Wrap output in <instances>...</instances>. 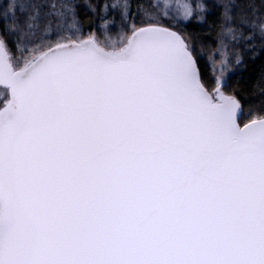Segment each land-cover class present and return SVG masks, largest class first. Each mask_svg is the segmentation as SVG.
Returning <instances> with one entry per match:
<instances>
[{"label": "snow or ice", "instance_id": "obj_1", "mask_svg": "<svg viewBox=\"0 0 264 264\" xmlns=\"http://www.w3.org/2000/svg\"><path fill=\"white\" fill-rule=\"evenodd\" d=\"M0 4V264H264V71L247 116L226 77L254 6L216 5L202 65V0L88 3L103 40L72 0Z\"/></svg>", "mask_w": 264, "mask_h": 264}, {"label": "trees", "instance_id": "obj_2", "mask_svg": "<svg viewBox=\"0 0 264 264\" xmlns=\"http://www.w3.org/2000/svg\"><path fill=\"white\" fill-rule=\"evenodd\" d=\"M262 1L264 2V0ZM25 2H27V0H20V3ZM48 2L60 3V0H48ZM72 2L76 5L77 19L85 35L89 30L99 33L98 31H100L101 23H103L101 16L93 15L89 12L83 0H72ZM93 2L94 4L102 6L104 3H109L110 0H93ZM135 2L136 0H133L134 12ZM145 2L151 3L153 0H145ZM0 7H2V4H0ZM150 10L157 12V14H163L161 7ZM213 10L212 14H205V20L203 22L192 19L189 23L177 25L176 27L177 29L182 27L181 30L190 36L194 44L204 48H212L217 44V34L219 33V25L221 24L220 8L215 7ZM111 17L112 13L110 12L107 18L109 19ZM167 22L172 23L170 19L167 20ZM67 23H71L70 18ZM254 45L255 47L253 49L248 44H243V48L240 49L243 55V62L239 69L229 77L230 91L235 90L239 99L244 103L245 116H247L250 107L256 106L259 103V90L256 89L254 92V89L261 72L264 71V42L257 36ZM201 63L202 65L204 64L203 62ZM244 122L245 120L242 117L241 123Z\"/></svg>", "mask_w": 264, "mask_h": 264}, {"label": "rangeland", "instance_id": "obj_3", "mask_svg": "<svg viewBox=\"0 0 264 264\" xmlns=\"http://www.w3.org/2000/svg\"><path fill=\"white\" fill-rule=\"evenodd\" d=\"M83 1H84V4L86 6H87L88 3L94 4L93 0H83ZM112 2H113V0H110L109 4H111ZM158 2L161 5V8H162L163 11L165 10L164 9V5L165 4H169V5L173 6L172 11L174 12L175 11V5H178L179 3H181L182 0H158ZM187 2L192 3L194 5L197 2V0H187ZM202 2L209 6V10H208L207 13L212 14L213 11H214L213 9L215 7H217V8H220V13L222 14L223 8L219 7V6H216V5H219V4H222L224 2H227V0H202ZM255 2H256V5H255ZM18 3H20V0H18ZM232 3L237 5V7L243 6L245 11L249 10L248 9L249 5H252V6L255 5L254 7L257 10L258 14L261 15V16H264V2L262 0H232ZM109 19H111V18H109ZM221 23H222V18H221ZM237 23H238V20H237ZM183 24L184 23H181L179 25H183ZM181 28H178L177 30L181 31L183 34L187 35L190 38V36L187 33L183 32L181 30ZM98 32L99 33L96 32L97 37L99 39L103 40L104 39V34L101 31H98ZM219 32H220V29H219ZM245 34L246 35L248 34L247 30H245ZM216 43L218 44V41ZM228 43H229V48H228L227 52H228V56H229L230 60L232 61V66L230 67V70L226 73L227 82H229V79H228L229 76H232L239 69V67L241 66L242 63L239 64V65H235V57H236L237 54H239L240 57H241V60L243 62V55H242V51L240 49L243 48V44H246L244 41H240L239 43H236V42H233L231 40H229ZM217 44H216V46H214L212 48L211 47L204 48V47L198 46L197 44H194L198 53L200 52L201 48H203V50H204L205 56H204V59L201 62H203L204 64L208 63L207 62V55L215 52ZM215 54H216L217 57H219V55H220L219 52H215ZM209 72H210V75H211V70H209ZM229 91H230V89H229Z\"/></svg>", "mask_w": 264, "mask_h": 264}, {"label": "flooded vegetation", "instance_id": "obj_4", "mask_svg": "<svg viewBox=\"0 0 264 264\" xmlns=\"http://www.w3.org/2000/svg\"><path fill=\"white\" fill-rule=\"evenodd\" d=\"M230 77V76H229ZM229 79V78H228ZM228 87H229V89H230V83L228 82Z\"/></svg>", "mask_w": 264, "mask_h": 264}, {"label": "water", "instance_id": "obj_5", "mask_svg": "<svg viewBox=\"0 0 264 264\" xmlns=\"http://www.w3.org/2000/svg\"><path fill=\"white\" fill-rule=\"evenodd\" d=\"M229 88V87H228Z\"/></svg>", "mask_w": 264, "mask_h": 264}]
</instances>
